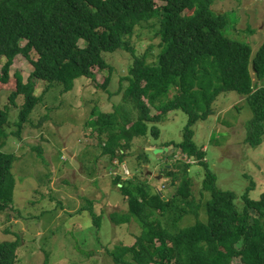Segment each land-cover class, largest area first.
<instances>
[{
  "label": "trees",
  "instance_id": "obj_1",
  "mask_svg": "<svg viewBox=\"0 0 264 264\" xmlns=\"http://www.w3.org/2000/svg\"><path fill=\"white\" fill-rule=\"evenodd\" d=\"M154 23L161 49L150 62L149 52L137 55L132 37ZM226 25V16L212 10L210 0H0V89L8 90L12 106L17 99L22 102L12 133L6 131L9 113L0 109V214L13 204L16 160L2 149L37 114L29 119L41 102L34 81L47 87L59 84L65 93L76 79L95 80L94 71L108 70L99 85L107 91L111 67L104 54L121 49L132 57L121 79L126 81L123 104L91 122L102 137V156L124 163L134 139L149 134L158 140L156 124L168 112L182 111L188 120L182 141L173 148L204 169L202 190L209 199L203 205L205 220L170 231L163 219L175 226L186 215L198 216L187 177L190 162L179 163L180 174L176 166L167 170L170 183H176L171 196L134 177L114 178L128 208L110 213L109 220L115 226L135 221L140 233L131 246L117 245L108 252L113 264H264V194L253 201L247 189L237 204L233 192L216 187L205 152L193 142L194 126L214 115L217 98L228 92L244 97L251 109L245 144L256 148L264 137V87H254L253 79L258 85L264 79V41L251 58L248 44L223 34ZM19 55L31 61L27 82L19 74L10 75ZM128 103L131 109L123 113ZM18 246V241L0 242V264H16Z\"/></svg>",
  "mask_w": 264,
  "mask_h": 264
},
{
  "label": "rangeland",
  "instance_id": "obj_2",
  "mask_svg": "<svg viewBox=\"0 0 264 264\" xmlns=\"http://www.w3.org/2000/svg\"><path fill=\"white\" fill-rule=\"evenodd\" d=\"M210 1L211 9L227 18L223 34L248 44L252 58L264 41V0ZM156 4L161 5L158 1ZM157 30L154 23L138 29L132 37L137 55L149 52L150 62L156 61L161 49ZM35 58L31 53L30 60ZM104 59L111 67L107 91L99 85L108 70L94 71L95 80L76 79L73 89L65 93L59 84L47 87L45 82L33 80L41 102L29 119L37 114L25 124L20 136H10L2 149L14 154L16 160L12 169L13 204L0 214V242L18 241L16 264H113L108 252L117 245L131 246L140 233L135 221L115 226L109 220L110 213H126L128 208L114 178L125 181L134 177L171 196L176 183H170L167 170L176 166L175 172L180 174V162L192 164L187 177L192 183L193 200L199 205L198 216L183 215L175 226L163 219V225L176 231L205 220L203 205L209 199L202 190L205 171L197 161L185 159L173 148L182 141L188 120L182 111L168 112L156 124L161 132L158 140L149 134L134 139L124 163H111L102 156V137L91 122L123 104L126 81L121 79L127 75L132 57L119 49L104 54ZM30 60L17 56L10 68L11 77L19 74L27 82L33 71ZM253 79L254 87H264V79L259 85ZM8 96L7 89H0V109L9 113L6 131L12 133L22 102L17 99L12 106ZM123 107V113L131 109L129 103ZM214 112L194 126L193 142L205 152L218 189L233 192L239 205L247 189L249 199L257 201L264 194V137L256 148L244 142L252 118L250 106L244 97L228 92L217 98ZM151 113L155 114V109ZM158 149L163 150L155 153ZM90 210L98 218V225Z\"/></svg>",
  "mask_w": 264,
  "mask_h": 264
},
{
  "label": "water",
  "instance_id": "obj_3",
  "mask_svg": "<svg viewBox=\"0 0 264 264\" xmlns=\"http://www.w3.org/2000/svg\"><path fill=\"white\" fill-rule=\"evenodd\" d=\"M162 150H163V149H162ZM162 150H161V149L155 150V153H157V152H161Z\"/></svg>",
  "mask_w": 264,
  "mask_h": 264
},
{
  "label": "clouds",
  "instance_id": "obj_4",
  "mask_svg": "<svg viewBox=\"0 0 264 264\" xmlns=\"http://www.w3.org/2000/svg\"><path fill=\"white\" fill-rule=\"evenodd\" d=\"M120 186V185H119Z\"/></svg>",
  "mask_w": 264,
  "mask_h": 264
}]
</instances>
